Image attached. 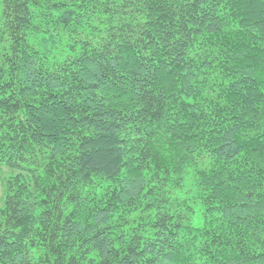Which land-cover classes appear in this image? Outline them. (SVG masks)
<instances>
[{
  "label": "trees",
  "instance_id": "trees-1",
  "mask_svg": "<svg viewBox=\"0 0 264 264\" xmlns=\"http://www.w3.org/2000/svg\"><path fill=\"white\" fill-rule=\"evenodd\" d=\"M2 164L0 264H264V0H0Z\"/></svg>",
  "mask_w": 264,
  "mask_h": 264
},
{
  "label": "rangeland",
  "instance_id": "rangeland-1",
  "mask_svg": "<svg viewBox=\"0 0 264 264\" xmlns=\"http://www.w3.org/2000/svg\"><path fill=\"white\" fill-rule=\"evenodd\" d=\"M19 173H24V172L18 168H13L6 164L0 165V206L3 205V200L7 190V182L9 181L10 178L14 177ZM193 223L197 227H201L203 225V218L200 213L196 215Z\"/></svg>",
  "mask_w": 264,
  "mask_h": 264
}]
</instances>
